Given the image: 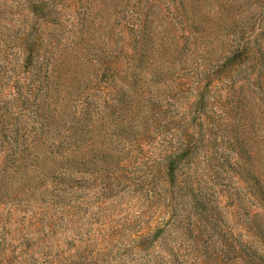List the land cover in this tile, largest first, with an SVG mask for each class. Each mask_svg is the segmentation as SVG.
I'll return each mask as SVG.
<instances>
[{
    "label": "rangeland",
    "instance_id": "rangeland-1",
    "mask_svg": "<svg viewBox=\"0 0 264 264\" xmlns=\"http://www.w3.org/2000/svg\"><path fill=\"white\" fill-rule=\"evenodd\" d=\"M258 189L264 0H0V264H264Z\"/></svg>",
    "mask_w": 264,
    "mask_h": 264
},
{
    "label": "trees",
    "instance_id": "trees-1",
    "mask_svg": "<svg viewBox=\"0 0 264 264\" xmlns=\"http://www.w3.org/2000/svg\"><path fill=\"white\" fill-rule=\"evenodd\" d=\"M233 153L235 154V156H238L240 159V151H233ZM234 167L238 170V172L240 171V163L236 160L233 163ZM226 166V163H217L213 166H211V169L214 170V172L220 174L224 168ZM240 178V177H239ZM241 181V180H240ZM169 184H172L170 182H167ZM212 183V181H211ZM180 187H179V191H183V194L180 195L177 192V195L175 193H173V191L170 190L171 193H168L166 199V202L169 204L168 209L166 207V210L169 211L168 213L170 215H173L179 206V203H176L177 199H180L179 197H186L190 198L189 204L191 205V207L195 210L198 211L199 213H203L205 212V210L211 206L214 202L212 200V185L209 189H207L208 187L205 186V184L202 181L201 176H195L193 178L191 177H187L185 179H182V181H180ZM168 187H170V185H168ZM175 195V196H174ZM258 195H260L262 197V205L261 208L264 209V192L258 189ZM258 254H257V250H253L249 253L248 257H250L251 259L255 260L257 258Z\"/></svg>",
    "mask_w": 264,
    "mask_h": 264
}]
</instances>
